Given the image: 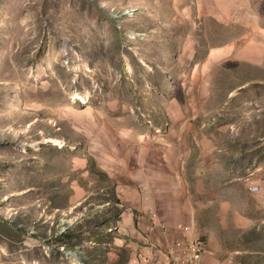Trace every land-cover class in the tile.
I'll return each instance as SVG.
<instances>
[{
  "label": "rangeland",
  "instance_id": "rangeland-1",
  "mask_svg": "<svg viewBox=\"0 0 264 264\" xmlns=\"http://www.w3.org/2000/svg\"><path fill=\"white\" fill-rule=\"evenodd\" d=\"M185 227L264 264V0H0V264H170Z\"/></svg>",
  "mask_w": 264,
  "mask_h": 264
},
{
  "label": "built area",
  "instance_id": "built-area-1",
  "mask_svg": "<svg viewBox=\"0 0 264 264\" xmlns=\"http://www.w3.org/2000/svg\"><path fill=\"white\" fill-rule=\"evenodd\" d=\"M258 190V188H254ZM190 227L183 229V238L177 241L170 251V264H202L206 249L198 241L190 238Z\"/></svg>",
  "mask_w": 264,
  "mask_h": 264
},
{
  "label": "crops",
  "instance_id": "crops-1",
  "mask_svg": "<svg viewBox=\"0 0 264 264\" xmlns=\"http://www.w3.org/2000/svg\"><path fill=\"white\" fill-rule=\"evenodd\" d=\"M177 226H179V225L178 224H173V226H170V229L168 230L169 232H167L169 234L171 233L170 234L171 235L170 236L171 239H173L175 237V234H177V237L179 236L178 230H177V228H178ZM181 229H183V228H181ZM180 234H182V233L180 232ZM177 237H176V239H177ZM122 247L124 249H127V251H129V252L131 251L130 252V262L129 263H125V264H133V263L134 264H137V263L138 264H157L153 260H151L150 257L148 258V254L145 252L146 248H144V250H143V252H144V259L145 260H142L141 262H137L138 259H137V256H136V252L133 250L135 248H133L132 245H129V244H126L125 246H122ZM211 253H212L211 251H208V250L206 251V253L203 255L202 264H224L223 262H220L219 260H217L215 258H212L210 256Z\"/></svg>",
  "mask_w": 264,
  "mask_h": 264
},
{
  "label": "trees",
  "instance_id": "trees-1",
  "mask_svg": "<svg viewBox=\"0 0 264 264\" xmlns=\"http://www.w3.org/2000/svg\"><path fill=\"white\" fill-rule=\"evenodd\" d=\"M66 236H67L68 238H70V233L66 234Z\"/></svg>",
  "mask_w": 264,
  "mask_h": 264
}]
</instances>
